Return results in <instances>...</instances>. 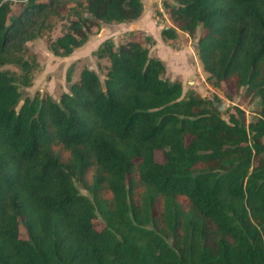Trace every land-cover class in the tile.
I'll use <instances>...</instances> for the list:
<instances>
[{"label":"trees","instance_id":"16d2710c","mask_svg":"<svg viewBox=\"0 0 264 264\" xmlns=\"http://www.w3.org/2000/svg\"><path fill=\"white\" fill-rule=\"evenodd\" d=\"M85 1L49 44L55 55L144 10L142 0ZM67 2L0 0V264H264V0L163 4L177 27L164 39L202 28L208 79L258 98L248 124L241 109L226 119L210 99L183 96L141 40L117 47L111 37L94 51L110 63L104 80L86 67L60 100L18 108L37 69L27 44Z\"/></svg>","mask_w":264,"mask_h":264},{"label":"rangeland","instance_id":"374dc122","mask_svg":"<svg viewBox=\"0 0 264 264\" xmlns=\"http://www.w3.org/2000/svg\"><path fill=\"white\" fill-rule=\"evenodd\" d=\"M142 1L149 16L152 17L150 23L146 18L141 23V26L147 30L138 28L135 31L127 32L125 37L115 38V45L118 47L130 40H141L143 45L149 48L150 57H157L164 63L166 67L164 77L172 82L176 80L182 82L183 96H187L189 91H195L200 96L213 101L215 105L221 106L220 111L226 119L231 113L239 115L238 109H241L244 111L246 124L256 121L259 108L258 98L247 95L244 87L236 90L226 81L215 86L214 81L208 79L209 74L202 69L196 49L202 28H199L194 36L179 30L178 38L164 39L161 34L162 29L175 26L163 5L164 2L172 0ZM78 4L80 5L78 6ZM85 4V0H68L61 15L52 18V30L46 31L41 37L27 44L26 57L28 60L34 59L36 61L37 69L33 73L32 84L22 87L23 99L18 108L25 98L35 96L48 94L53 99L60 100L61 95L69 91L71 83L78 81L83 68L88 67L96 71L101 80L105 79L110 63L107 58H98L94 51L100 45L99 41L115 34L119 26L105 24V28L102 30L99 29L100 27L93 26L88 41L83 46L76 48L69 56L55 55L49 48L51 41L68 30L71 20L76 16L74 10L84 13L83 6ZM25 6L26 2L13 3L12 11L18 12ZM148 35H151L154 41H148ZM4 68L20 72L19 68L10 64L5 65ZM68 75L71 76V81L67 79ZM156 158L159 161L163 160L161 151L156 152ZM76 185L81 193L88 194V191L78 181H76ZM94 223L98 229L105 226V222L99 214Z\"/></svg>","mask_w":264,"mask_h":264},{"label":"crops","instance_id":"0c3cea01","mask_svg":"<svg viewBox=\"0 0 264 264\" xmlns=\"http://www.w3.org/2000/svg\"><path fill=\"white\" fill-rule=\"evenodd\" d=\"M145 18L147 19V21L149 23L151 22L150 20L152 19V17L149 16V14L147 12V9L144 6L143 13H142V15L137 20H134V21H131V22H123V23H102L101 22L100 23V28H99L100 30H102V29L105 28V24H109L111 26H119V27H118L117 32L115 34L109 35V36L103 38L99 42L101 43L104 39L109 38V37L113 38L114 40H115V38L120 37V36L123 38V37H125L124 35H126L127 32L135 31L138 28H140V29H146L145 27L141 26V23H142V21ZM125 24H129V25H125ZM115 28H117V27H115ZM100 30H99V32H100Z\"/></svg>","mask_w":264,"mask_h":264},{"label":"water","instance_id":"95a60500","mask_svg":"<svg viewBox=\"0 0 264 264\" xmlns=\"http://www.w3.org/2000/svg\"><path fill=\"white\" fill-rule=\"evenodd\" d=\"M85 15H86L87 17H89V18H92V17H93V15H92L91 13H89V12H86ZM220 109H221V106H219V110H220Z\"/></svg>","mask_w":264,"mask_h":264}]
</instances>
